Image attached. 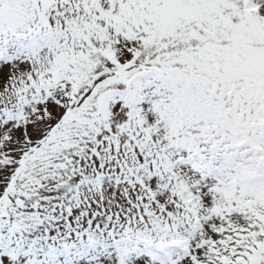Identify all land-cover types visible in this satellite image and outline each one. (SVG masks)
<instances>
[{
    "label": "snow or ice",
    "instance_id": "obj_1",
    "mask_svg": "<svg viewBox=\"0 0 264 264\" xmlns=\"http://www.w3.org/2000/svg\"><path fill=\"white\" fill-rule=\"evenodd\" d=\"M0 264H264V0H0Z\"/></svg>",
    "mask_w": 264,
    "mask_h": 264
}]
</instances>
